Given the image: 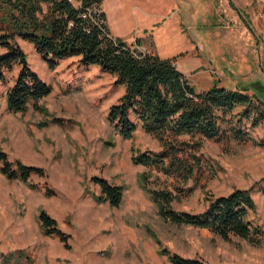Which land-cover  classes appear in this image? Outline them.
I'll use <instances>...</instances> for the list:
<instances>
[{"label":"rangeland","instance_id":"374dc122","mask_svg":"<svg viewBox=\"0 0 264 264\" xmlns=\"http://www.w3.org/2000/svg\"><path fill=\"white\" fill-rule=\"evenodd\" d=\"M117 1L139 0H102L108 27H121L125 39H130L127 32L134 29V17L119 25L112 17ZM139 4H156L160 13L180 10L191 26L188 32L203 44L210 62L186 78L196 91L218 82L230 89L247 87L252 94L257 89L254 80L264 85V0H145ZM22 46L28 65L51 86L39 101L48 114L30 104L24 112L7 109L5 92L19 66L6 70L5 83L0 82V150L10 161L42 167L45 175L31 174L23 182L0 172V264H171L158 254L160 247L204 264H264V236L260 244L252 245L237 237L223 240L207 229L172 224L158 215L140 177L150 172L151 185H164L176 195L173 209L192 212L203 209L205 193L226 195L234 188L249 189L256 207L248 218L264 229V148L237 138L225 125L215 139L198 134L177 138L184 141L179 155L193 166L195 158L200 163L194 178L164 174L160 166L133 164L132 148L152 152L162 148L134 117L137 126L129 139H122L106 121L108 107L122 94V87L113 85L115 77L104 76L101 70L88 72V67L74 61L70 65L58 61L54 69L43 62L37 66L30 62L29 46L23 42ZM130 48L148 53L134 44ZM196 50L202 55L200 47ZM257 93L264 99V90ZM51 116L62 121L51 122ZM43 120L48 124L38 126ZM242 127L253 138L262 136L261 126L249 128L244 121ZM93 176L123 187L117 207L95 200L100 190ZM40 210L69 235L67 247L43 233ZM17 250L29 258L2 262L1 255Z\"/></svg>","mask_w":264,"mask_h":264},{"label":"trees","instance_id":"16d2710c","mask_svg":"<svg viewBox=\"0 0 264 264\" xmlns=\"http://www.w3.org/2000/svg\"><path fill=\"white\" fill-rule=\"evenodd\" d=\"M101 2L0 0V47L4 49L0 53V82L5 83L6 70L19 66L13 84L5 93L10 112H24L30 103L34 110L48 114L39 101L50 93L51 86L28 65L26 53L17 43L20 39L33 46L49 69H54L62 59L79 56V66L97 65L102 72L115 77L113 85L122 86L123 93L108 107L106 121L122 139H129L137 126L132 120L134 117L145 133L158 139L162 148L159 152L132 148L130 160L133 164L160 166L164 174L174 173L185 180L194 178L195 167L200 163L195 158L197 166H193L179 155L183 152L184 141L179 142L177 138L183 134H198L202 138L215 139L225 125L237 138L264 148V99L257 93V90L263 92L259 81L252 83L257 88L252 94L247 87L230 89L218 82L206 90L196 91L173 64L174 57L135 53L121 39L110 37ZM50 121L59 123L62 120L51 116ZM244 121L249 122V128L261 126L262 136L259 139L251 137L242 127ZM48 122L43 120L38 126ZM0 172L8 179L23 182H27L31 174L45 175L42 167L10 161L1 150ZM140 177L142 189L162 219L175 225L207 229L223 240L237 237L252 245L261 243L264 229L248 218L256 207L249 189L234 188L226 195L205 193L203 209L192 212L173 209L171 203L176 195L164 185H151L150 172H143ZM91 180L100 190L95 196L97 202L113 207L121 203L122 186L97 176ZM38 220L44 234L55 236L68 246L69 235L61 231L44 210L39 211ZM158 254L165 255L171 264H204L164 247L159 248ZM22 257L29 258L23 250L1 255L4 263L18 262Z\"/></svg>","mask_w":264,"mask_h":264},{"label":"crops","instance_id":"0c3cea01","mask_svg":"<svg viewBox=\"0 0 264 264\" xmlns=\"http://www.w3.org/2000/svg\"><path fill=\"white\" fill-rule=\"evenodd\" d=\"M141 1H145V0H139L137 2L126 3V4L117 1L114 11L112 13L113 19L115 21H118L119 25H126L129 16L134 17V22H135L134 29L131 32H127V34H129L130 36V39H125L126 35L123 34L124 32L121 27H108L107 14L103 10L102 2H101L100 6L106 16V25L108 32L113 37L121 39L129 47L131 44H134L142 48L143 50H146L148 53L158 56L159 58L174 57L173 64L186 78L187 75L192 73L193 71L197 69H203L208 66L210 60L204 53L203 44L199 40H194L193 36H191V34L188 32V28H190L191 26L186 23L187 21L185 20V18H183V15L181 14L180 10L177 9L174 10L175 9L174 8L172 11L160 13V12H156V4H152V7L149 6L146 7L144 5L139 4V2ZM147 1H154V0H147ZM138 39H139V43L137 44L136 41ZM22 42L24 44V47L29 46L25 43L26 41L17 39V43L20 47ZM197 47H200L202 51V55L197 52L196 50ZM21 48H23V46ZM30 50L32 51L34 50V48L32 49L29 46L28 54L31 55L29 57L31 64L42 66L41 62L43 63L45 62L40 58V56L36 55L37 54L36 52H35L36 54L34 52L31 53ZM3 51L4 49L0 47V53H2ZM178 56H182V59L179 58ZM201 56H204L205 59L203 60ZM184 57L187 58L183 59ZM78 59L79 56H71L66 59H62L59 62H63L64 64H69L71 61H74L78 66ZM32 60L36 62H32ZM182 64L184 68L181 67ZM90 71L96 72V71H100V69L97 65H90L88 66V72ZM102 74H104V76L111 75L106 72H102ZM43 81L46 82L45 79H43ZM259 82L263 86L262 90H264L263 83L261 81ZM260 89L261 88H259V90ZM121 93H123V87L121 88Z\"/></svg>","mask_w":264,"mask_h":264},{"label":"built area","instance_id":"2783aa9c","mask_svg":"<svg viewBox=\"0 0 264 264\" xmlns=\"http://www.w3.org/2000/svg\"><path fill=\"white\" fill-rule=\"evenodd\" d=\"M114 38V37H113Z\"/></svg>","mask_w":264,"mask_h":264}]
</instances>
